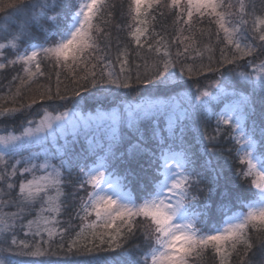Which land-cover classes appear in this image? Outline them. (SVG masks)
<instances>
[{
	"label": "snow or ice",
	"instance_id": "1",
	"mask_svg": "<svg viewBox=\"0 0 264 264\" xmlns=\"http://www.w3.org/2000/svg\"><path fill=\"white\" fill-rule=\"evenodd\" d=\"M0 77V264H264V0H0Z\"/></svg>",
	"mask_w": 264,
	"mask_h": 264
},
{
	"label": "trees",
	"instance_id": "2",
	"mask_svg": "<svg viewBox=\"0 0 264 264\" xmlns=\"http://www.w3.org/2000/svg\"><path fill=\"white\" fill-rule=\"evenodd\" d=\"M0 79L3 80V84H4V85H7V83H8L7 79H3V77H0ZM65 83H67V81H65ZM63 86H64V84L61 85L62 88H63ZM4 90H6V89H4ZM136 93H140V92H138V91H137V92H132V93H131V96H134V94H136ZM0 94H3V92L0 91ZM140 94H141V93H140ZM93 103H94V102H93ZM221 159H223V157H221ZM205 264H212V259H211V257H208V258L206 259Z\"/></svg>",
	"mask_w": 264,
	"mask_h": 264
},
{
	"label": "rangeland",
	"instance_id": "3",
	"mask_svg": "<svg viewBox=\"0 0 264 264\" xmlns=\"http://www.w3.org/2000/svg\"><path fill=\"white\" fill-rule=\"evenodd\" d=\"M121 91H126V90H121ZM141 94L140 93H136L134 94V96H128L126 97V99H133L135 97H139ZM93 105V101H88L86 105H84V108L86 111H90L91 110V106Z\"/></svg>",
	"mask_w": 264,
	"mask_h": 264
}]
</instances>
